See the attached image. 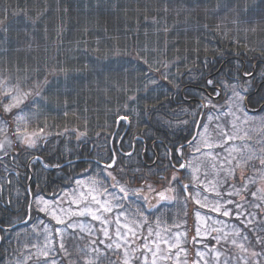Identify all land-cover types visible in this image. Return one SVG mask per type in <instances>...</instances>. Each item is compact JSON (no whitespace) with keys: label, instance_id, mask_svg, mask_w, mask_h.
Listing matches in <instances>:
<instances>
[{"label":"snow or ice","instance_id":"obj_1","mask_svg":"<svg viewBox=\"0 0 264 264\" xmlns=\"http://www.w3.org/2000/svg\"><path fill=\"white\" fill-rule=\"evenodd\" d=\"M251 2L254 4L255 0ZM193 4L201 6L199 0H193ZM247 8V4L238 9L231 5L230 0H216L210 12L220 22L214 28L204 23L203 28L218 31L224 37L233 30L230 25L235 26L237 33L242 25L247 26L243 28L245 33L255 32L258 22L241 15V12H247ZM204 10L209 12L207 3ZM64 11L67 12V8ZM163 11H169L167 5ZM229 14H235L230 21ZM7 19L5 9V15L0 18V59L10 51L12 25L5 23ZM31 23L35 26L36 20ZM153 23H157L155 17ZM164 31H168L166 25ZM231 42L237 47L242 43L238 36ZM199 43L198 39L194 58L178 57L175 61L150 60L147 45L138 48L135 57L146 67L138 73L137 86L129 88L125 83L117 88L126 99L113 113L114 123L123 121L136 125L146 117L157 115L161 97L170 101L172 96L184 93L187 99L193 91L199 92L194 106L189 104L173 112L178 125H174L172 120L156 121L163 123L173 136L187 133L178 137L171 147L165 148L160 160V163L167 161L165 172L149 167L144 174L140 168H135L129 175L123 166L117 164V153L113 151L106 161L95 160L96 168L87 170L86 181L72 178L70 184L74 183L77 188L72 189L70 199L63 189L60 192L53 190L49 198L41 192L32 193L29 187L23 193V200L17 192L15 208L16 213H23L21 222L34 220V213L36 216L42 214V217L33 224L30 232L17 233L16 243L21 244L23 239L21 247L24 251L19 252L15 261L9 259L7 264H29V261L33 264H264V188L256 187L264 182V94L252 92L257 75L264 82V60L258 73L245 70L243 81L239 75L220 79L212 75L211 66L215 63V56L223 53L205 45L206 55L201 61ZM244 46L250 51L257 50L247 44ZM94 51H99V48ZM112 52L114 55H132L127 48H113ZM259 53L264 57V45L259 48ZM103 59L106 57L97 56V63H85L82 69L61 64L50 69L46 67L42 77L30 74L27 67L23 75L10 73L7 67L0 71V109L4 114H10V121L15 125L11 128L8 119H0V133L5 137H15L14 140L9 138L0 142V152L12 156L17 162L21 155H26L29 159L20 167L39 164L46 172L63 170L65 165L59 161H45L36 154L42 143H47L46 126L31 133L28 126L33 117H38L49 107H58L61 96L67 105V95L73 90L70 86L72 73L87 70L98 80L109 82L117 70L103 63ZM13 67L16 73L21 71L17 66ZM32 71L38 73L39 69ZM124 71L126 73L127 69ZM50 74L53 80H49ZM61 75L63 87L59 86ZM249 104L256 105V110H250ZM14 109L18 111L13 112ZM64 115H68L67 111ZM72 131L76 133L78 144L87 143V122L83 130L74 128ZM124 155L131 156L132 153ZM257 161L258 164L255 163ZM73 163L72 159L68 160L69 165ZM7 167L5 165V170ZM117 168L119 176L109 171ZM12 175L19 177L20 173L16 170ZM8 184L11 185L10 180ZM189 198L198 205L192 242L202 245V248H196L195 257L191 260L185 246L188 243L187 229L173 231L181 224L167 216V210L176 204L186 209ZM153 200L156 204L152 203ZM162 202L164 207L158 208ZM145 206L150 214L145 213ZM12 207L13 200L9 198L3 204V210L9 211ZM200 209L216 215H202ZM184 215H187L186 211ZM75 217L90 218L97 225L86 224ZM12 227L9 222L8 227H0V232H8ZM209 237L215 244L209 242ZM86 238L85 243L77 242ZM3 239L5 237H0ZM69 240L74 242V251L69 249ZM7 253L8 250L4 249L0 264H5Z\"/></svg>","mask_w":264,"mask_h":264},{"label":"trees","instance_id":"obj_2","mask_svg":"<svg viewBox=\"0 0 264 264\" xmlns=\"http://www.w3.org/2000/svg\"><path fill=\"white\" fill-rule=\"evenodd\" d=\"M199 3L200 7H195L193 0H0V18H3L7 9L8 19L5 23L12 25V30L9 32L10 51L0 59V69L7 67L9 70L15 65L21 70V74L27 67L29 73L42 77L46 67L50 69L61 64L82 69L85 63L89 65L97 63V56L106 57L102 62L114 69V65L122 62L135 63L138 69H142L146 65L135 57L138 48L147 45L149 49L147 55L150 60L156 58L175 61L178 57L185 56L191 59L196 55L194 49L199 39L201 61L206 55L203 50L205 45L210 49H219L223 53L222 56L216 55L214 58L215 63L211 66L213 76L227 80L239 75L243 81L245 70L258 73L262 66L261 61L264 60L259 53V48L264 45V14H262L264 0H255L254 4L251 0H230L231 5H236L238 9H243L247 4V12H241V15L258 23L255 25V32L247 33L242 29L247 26L242 25L237 33L235 26L230 25L233 30L227 37L222 36L218 31H206L203 28L204 23L214 28L220 22L210 12V9L215 7L216 0H199ZM205 3L209 8L208 13L204 10ZM165 5L169 8L166 13L163 11ZM65 8L67 12L64 11ZM234 15L229 14L228 20L230 21ZM154 17L157 23H153ZM32 20H36L35 26L32 25ZM165 25L168 28L167 32L164 31ZM237 36L242 41L239 47L231 42L233 37ZM29 43L31 47L28 46ZM245 44L257 50L250 51L249 47L244 46ZM117 47L121 50L127 48L132 55H114L112 49ZM97 48L99 51H94ZM153 48L157 51L152 52ZM208 55L212 59L211 53ZM37 68L39 72L34 73L32 70ZM138 73L129 76L127 82L129 88L137 86ZM118 78L122 83L121 74ZM72 79L70 86L73 90L67 95V109L75 117L53 114L52 119L48 121L49 127L42 126L47 118L41 119L36 124V129L45 127L53 136L46 137L47 143H42L36 154L45 161L56 160L65 164L72 159L76 162L66 165L63 170L46 172L39 164L20 167L21 163H26L29 159L26 155H21L19 162L14 161L10 155L0 156V188L4 189L0 191V195L3 196L0 200V227H8L9 222L13 225L10 231L0 232V237H5L0 240V256H4V249L8 250L5 264L9 259L13 261L20 251L15 232L23 225L27 226L36 221L34 213V220L22 223L20 217L23 213H16L15 208L17 192L23 200L30 174L33 175L31 192H41L42 195L50 198L53 190L60 192L61 189L65 191L71 188L74 185V183L70 184L73 177L78 179L88 176L87 170L96 168L95 160L100 158L106 161L113 151L117 153V164L123 166L129 175L135 168H140L144 174H147L149 167L164 173V164L167 161L160 163V160L163 158L165 148L171 147L178 137L187 133H177V136H173L163 123L156 121L157 119L172 120L174 125H178L173 112L189 104L194 106L195 98L199 94L198 91H193L185 99L184 93H181L172 96L170 101L161 97V104L156 108V116L142 119L139 125L133 123L128 128L120 126L116 138L113 139L117 128L113 121V113L126 99L125 94L117 88L125 83L112 84L107 88L108 91L95 93L94 88L102 86L101 82L94 84L98 79L91 72L84 70L74 73ZM139 79L142 80L143 77ZM59 80L63 82L62 75ZM253 83L252 92L259 91L260 94H264V82H261L259 75ZM59 86L61 87L60 84ZM139 86L143 87V84ZM151 87L150 85L149 88ZM192 87L196 89L195 85ZM95 99L100 100V105L93 103ZM66 106L64 97L61 96L58 107L63 109ZM249 109L256 110V105L249 104ZM84 114L90 115V118ZM85 122L88 129L87 143L78 144L76 133L72 129L83 130ZM65 128L68 129L67 132ZM136 138L140 140L135 142ZM126 152H131L132 155H124ZM89 161L92 163L90 164ZM154 161L157 163L154 164ZM255 163L258 164V161ZM5 165L8 166L7 170ZM16 170L20 173L19 177L12 175ZM109 171H114L117 176L120 175L118 168ZM9 180L11 185L8 184ZM9 198L13 200V207L9 211H4L3 204ZM185 211L186 209L181 205L174 206L167 210V216L172 221H179L184 218ZM187 220L191 222L192 217H187Z\"/></svg>","mask_w":264,"mask_h":264},{"label":"rangeland","instance_id":"obj_3","mask_svg":"<svg viewBox=\"0 0 264 264\" xmlns=\"http://www.w3.org/2000/svg\"><path fill=\"white\" fill-rule=\"evenodd\" d=\"M236 6V5H235ZM244 28V27H243ZM242 28V29H243ZM78 54L79 55H81V53L80 52H78ZM114 67H115V69L117 70L116 72H114V73H118L117 75H112V77H111V80L109 81V82H107V83H105L103 80H96L95 82H94V84L96 85V84H98V83H100L101 82V88H94V92L96 93V92H98V91H101L100 93H102V92H105L104 91V89L105 88H109V86H111L112 84H114V85H118V84H120L121 83V81H119V79L120 78H118L119 77V75L121 74L122 75V80H123V82L122 83H127V82H129L128 80H129V76L131 75V74H133V73H137V72H139L140 71V69H138L137 67H136V65H135V63H131V62H122L121 64L120 63H117L116 65H114ZM4 68H2V69H0V71H2ZM8 69V68H7ZM124 69H127V72L125 73V71H124ZM10 73H13V74H19V75H23L24 73H21L20 74V72L19 73H16L15 72V68H11V69H9L8 70ZM31 74V73H30ZM73 74L74 73H72L71 74V77L73 76ZM49 80H51V78H52V80L54 79V77H53V75H49ZM71 81H73V79L71 80ZM64 82V81H63ZM63 82H60V85H61V87H63ZM121 83V84H122ZM120 84V85H121ZM27 103V102H26ZM93 103L94 104H99L100 105V100L99 99H95V100H93ZM21 107H24L23 105L21 106ZM67 107H68V105L66 106V107H64L63 109L61 108V107H51V108H48V109H46L43 113H41L38 117H33L32 118V122L29 124V126H28V132L29 133H31L32 131H34V130H36V124L41 120V119H44V118H47L46 120H45V123H44V125H42V126H46V127H49L50 126V124L48 123V121L50 120V119H52V117H53V114H63L64 115V113H65V111H67V113H68V115H70L71 116V118L72 117H75V115L74 114H72L71 113V111L69 110V109H67ZM65 109H67V110H65ZM16 111H18V109H14L13 110V112H16ZM86 111V113H87V110H85ZM65 116V115H64ZM84 116H86L87 118L90 116H88L87 114H84ZM90 118V117H89ZM0 119H8L9 121H10V114H4L3 112H2V109H0ZM73 120V119H72ZM10 127L11 128H14L15 127V125L10 121ZM56 134V133H55ZM45 135H46V137H49V136H53L47 129H45ZM253 135H256V133H253ZM9 138H11V139H15V137L14 136H9V137H5L4 136V134L3 133H0V142H3L4 140H6V139H9ZM230 144L232 143L231 141L229 142ZM237 144H239L240 143V141H237L236 142ZM227 147V146H226ZM216 151H222L221 149H216ZM4 153L3 152H0V156H2ZM246 174H250V173H246ZM86 178H87V176H84V177H82V178H80V179H84L85 181H86ZM109 182H111L110 181V178H109ZM256 187H261V188H264V182H261V183H258L257 185H256ZM73 188H77V186L74 184L71 188H69V189H67V190H65L66 192H68V194H69V199L71 198V192H72V189ZM190 200H191V198H189ZM137 203H140V201H137ZM155 204H156V201L154 202ZM187 203H189V202H187ZM190 203H192L195 207H196V209L198 208V205H196L192 200L190 201ZM200 212H201V214L202 215H204V214H208V215H212V216H215L216 214L215 213H207L206 212V210L205 209H200ZM42 217V214H41V216H36V222H38V220L40 219ZM219 219H221V220H227L228 218H224V217H218ZM74 219H78V220H83L86 224H92V225H97V222L96 221H91L90 220V218H80V217H75ZM186 221V223H184ZM192 221H194V219L192 218ZM35 222V223H36ZM29 223V222H28ZM177 223H180L181 224V227L180 228H178V229H173V231H180V232H183L184 230H185V228L187 229V239H188V243L185 245L188 249H189V260H191L192 258H194L195 257V250H196V248L197 247H201L202 248V245H199V244H194V246H193V248H192V250H193V253L191 252V250H190V247H191V238L195 235V227H196V224H197V219H196V223H195V225L193 226V228H192V230H190V221L189 220H185V218H182L181 220H179ZM208 223H211V221H208ZM33 224L34 223H32V224H29V225H23V227L20 229V230H18L17 232H15V236L17 235V233H24V232H30L31 231V229H32V226H33ZM203 223H201V227L203 228ZM43 226L41 225V228H42ZM145 235H146V233H145ZM14 236V237H15ZM86 240H87V238L85 239V241H77L78 243H85L86 242ZM197 240H199V237L197 238ZM24 241H23V239H22V241H21V244L23 243ZM209 242L211 243V244H215V241L214 240H211V238L209 237ZM73 241L72 240H69L68 241V246H69V249L70 250H72V251H74V249H73V247H72V245H73ZM21 244H20V251H24V249L21 247ZM101 247H103L102 245H101ZM19 251V252H20ZM32 251H35V249H33ZM19 255V254H18ZM17 255V256H18ZM17 256H16V258L13 260V261H15L16 259H17ZM57 259H59V257H57ZM33 260H35V257H33ZM29 264H33V261H29Z\"/></svg>","mask_w":264,"mask_h":264}]
</instances>
